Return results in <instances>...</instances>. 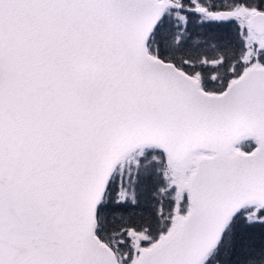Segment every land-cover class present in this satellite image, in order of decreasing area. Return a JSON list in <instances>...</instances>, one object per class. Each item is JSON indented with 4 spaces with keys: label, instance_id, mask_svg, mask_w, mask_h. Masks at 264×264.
Wrapping results in <instances>:
<instances>
[{
    "label": "snow or ice",
    "instance_id": "obj_1",
    "mask_svg": "<svg viewBox=\"0 0 264 264\" xmlns=\"http://www.w3.org/2000/svg\"><path fill=\"white\" fill-rule=\"evenodd\" d=\"M0 264H264V0H0Z\"/></svg>",
    "mask_w": 264,
    "mask_h": 264
}]
</instances>
